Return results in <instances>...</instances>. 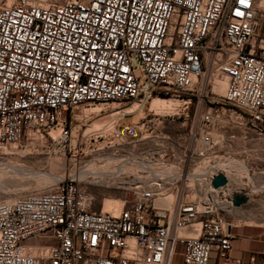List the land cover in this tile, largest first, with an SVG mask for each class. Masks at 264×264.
<instances>
[{
  "label": "built area",
  "instance_id": "2783aa9c",
  "mask_svg": "<svg viewBox=\"0 0 264 264\" xmlns=\"http://www.w3.org/2000/svg\"><path fill=\"white\" fill-rule=\"evenodd\" d=\"M263 2L0 0V146L70 145L97 114L108 154L143 144L152 165L119 212L75 176L0 199V264H243L229 225L264 138Z\"/></svg>",
  "mask_w": 264,
  "mask_h": 264
},
{
  "label": "rangeland",
  "instance_id": "374dc122",
  "mask_svg": "<svg viewBox=\"0 0 264 264\" xmlns=\"http://www.w3.org/2000/svg\"><path fill=\"white\" fill-rule=\"evenodd\" d=\"M170 102V99L166 101L156 97L151 100V103H148L147 107L151 106L156 111L163 113L168 110L164 109V107H167ZM147 107H145L144 111L140 114H148ZM103 119L104 117L100 115L91 114L86 121L83 119L75 120L76 129L73 133V144L70 145L68 143L63 144L61 142H56L52 139H35L32 141H25L22 145L17 147H12V145L0 146V170L7 171L6 168L1 167L3 164H14L27 166L37 171L50 173L53 176L55 175L61 178L76 175L75 177L79 179L80 183L94 195L95 208H104L111 211L117 210L116 212H119L124 206L126 199L131 194V182H133L134 176H137V172L141 175L144 167L140 164H134V166H131L132 168L123 167L125 173H123L121 177L130 182L128 184H121L117 178H109L107 184L93 183L91 180L99 179V177L92 175L87 180L78 174L80 170L91 162L98 160L97 162L101 163L102 159H100V157H112L113 155H117L115 153L108 154L106 150L102 148L100 137L95 135L96 128ZM128 119L130 120L131 117ZM174 122L175 123L172 124H166L165 129L178 130L183 128L179 118H176ZM252 143H255L252 145L255 148L249 151L244 162L247 164L250 171H255L254 174L251 173L252 178L249 183L253 185V187H259V189L256 191L251 190V193H245L243 196H238L237 199L239 205L251 202H254L251 204H259L258 210L264 214V138L263 142L257 140ZM143 147V144H138L136 147L130 149L131 153H128V155L130 154L129 156H118L123 159L126 158L125 160L131 161L132 159L133 161L138 157L137 155H139ZM100 168L106 170L107 166L102 165ZM134 170L137 171L135 172ZM21 176L22 175H20V177ZM27 177L23 183L11 184L7 188H2L0 186V199L47 189L61 179L46 181L37 175ZM238 209L239 208H237V210Z\"/></svg>",
  "mask_w": 264,
  "mask_h": 264
},
{
  "label": "crops",
  "instance_id": "0c3cea01",
  "mask_svg": "<svg viewBox=\"0 0 264 264\" xmlns=\"http://www.w3.org/2000/svg\"><path fill=\"white\" fill-rule=\"evenodd\" d=\"M263 8L264 3L261 4V10ZM253 190L257 189L254 187ZM251 203L238 205L239 209L230 213L233 222L229 225V230L234 243L231 255L241 257L243 264L264 260V214L258 210L259 204ZM175 261L180 263L182 259L177 256ZM218 261L216 254H213L210 264H218ZM76 264L83 262L78 261Z\"/></svg>",
  "mask_w": 264,
  "mask_h": 264
},
{
  "label": "bare ground",
  "instance_id": "6f19581e",
  "mask_svg": "<svg viewBox=\"0 0 264 264\" xmlns=\"http://www.w3.org/2000/svg\"><path fill=\"white\" fill-rule=\"evenodd\" d=\"M100 159H102L101 163H98L97 162L98 160L91 162L90 164L85 166L82 170H80L78 172V174L81 177L86 178L87 180L92 175L99 177V179L91 180V182H93V183H99V184L106 183L107 184L109 178H117L121 184H128L130 182L126 181L124 178L121 177V175H123V173H125L123 167L129 168L131 166H134V164L146 165V166H150V167L152 166L149 159H138V157H136L135 160H133V161H132V159H131V161L125 160L126 158L123 159V158L119 157L118 155H113L112 157L111 156L100 157ZM1 164H3V163H1ZM100 165L101 166L102 165L107 166V169L106 170L101 169ZM1 167L7 169V171H1L0 170L1 171V173H0V186L2 188H7L9 185L15 184V183L18 184L19 182L23 183V181L28 178L27 176L31 177V175H35V176L37 175L40 178L45 179L46 181L47 180L53 181L54 179L61 178V177H57L55 175L53 176L50 173L48 174L45 172L37 171L35 169L29 168V167L23 166V165L3 164ZM130 169H128V170H130ZM131 172H132V169H131ZM20 175H22V176L20 177ZM255 188L259 189V187H255ZM116 211L117 210H114L113 212H116Z\"/></svg>",
  "mask_w": 264,
  "mask_h": 264
}]
</instances>
